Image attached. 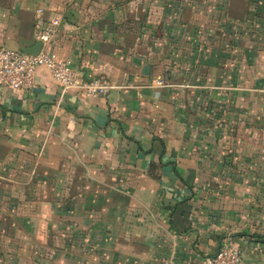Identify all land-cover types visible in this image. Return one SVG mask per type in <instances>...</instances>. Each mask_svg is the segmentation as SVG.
I'll return each mask as SVG.
<instances>
[{
    "label": "crops",
    "instance_id": "crops-1",
    "mask_svg": "<svg viewBox=\"0 0 264 264\" xmlns=\"http://www.w3.org/2000/svg\"><path fill=\"white\" fill-rule=\"evenodd\" d=\"M54 19L109 89L0 87V264H264V0H0V47Z\"/></svg>",
    "mask_w": 264,
    "mask_h": 264
},
{
    "label": "built area",
    "instance_id": "built-area-1",
    "mask_svg": "<svg viewBox=\"0 0 264 264\" xmlns=\"http://www.w3.org/2000/svg\"><path fill=\"white\" fill-rule=\"evenodd\" d=\"M38 20L42 10L36 11ZM58 20L50 21L49 26L35 33V41L41 43V49L35 56L19 50L0 47V87L14 91L32 86L35 72L44 68L60 89L61 95L70 91H80L85 97L96 98L106 93L109 87L100 79L85 80L70 62L60 60L48 50V44L57 33ZM242 254L230 245L221 247L215 254L205 257L200 264H241Z\"/></svg>",
    "mask_w": 264,
    "mask_h": 264
},
{
    "label": "rangeland",
    "instance_id": "rangeland-1",
    "mask_svg": "<svg viewBox=\"0 0 264 264\" xmlns=\"http://www.w3.org/2000/svg\"><path fill=\"white\" fill-rule=\"evenodd\" d=\"M0 202H3V200L0 199ZM11 216L12 215H11L10 211L8 210V208H6V207L3 208L2 205H0V240L2 238H5V236L16 237L18 234L21 233L19 230L15 229V225L11 224L12 220L14 219ZM13 247H14V243L11 244L10 242H8V244H6V243L4 244L5 249L11 250V249H13ZM28 255L33 256V252H30ZM19 261H21V262H19ZM17 263L22 264V263H24V261H23V259H20V260H18ZM38 264H41V263H38ZM63 264H67V262H64Z\"/></svg>",
    "mask_w": 264,
    "mask_h": 264
},
{
    "label": "water",
    "instance_id": "water-1",
    "mask_svg": "<svg viewBox=\"0 0 264 264\" xmlns=\"http://www.w3.org/2000/svg\"><path fill=\"white\" fill-rule=\"evenodd\" d=\"M40 49H41V43L35 42L34 46L30 48H23V49H20L19 51L27 55L35 56L39 53Z\"/></svg>",
    "mask_w": 264,
    "mask_h": 264
}]
</instances>
